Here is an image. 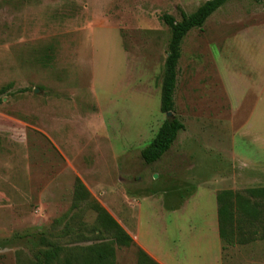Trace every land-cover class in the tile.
Returning <instances> with one entry per match:
<instances>
[{
  "label": "rangeland",
  "instance_id": "rangeland-1",
  "mask_svg": "<svg viewBox=\"0 0 264 264\" xmlns=\"http://www.w3.org/2000/svg\"><path fill=\"white\" fill-rule=\"evenodd\" d=\"M206 1L0 0V90L12 84L0 104V264H37L45 239L64 249L54 264L104 244L116 264H137L91 201L122 224L142 205L134 242L160 264H264V239L227 246L213 231L218 193L264 188V0H230L186 36L174 113L185 129L159 162L141 156L168 119L172 32L160 18ZM77 179L89 201L75 200Z\"/></svg>",
  "mask_w": 264,
  "mask_h": 264
},
{
  "label": "trees",
  "instance_id": "trees-1",
  "mask_svg": "<svg viewBox=\"0 0 264 264\" xmlns=\"http://www.w3.org/2000/svg\"><path fill=\"white\" fill-rule=\"evenodd\" d=\"M229 1L209 0L189 15L180 10V21L169 14L161 16L160 20L172 32L165 63L161 111L164 114L172 113L173 115L161 126L151 144L142 151V159L147 165L159 162L171 150L179 133L185 129L180 119L174 116L178 66L182 56L183 41L192 30L202 29L206 22ZM11 87L12 84H9L0 90V104L2 103L1 95ZM246 193L243 195L226 190L217 194L219 236L227 246L264 239V188L250 189ZM74 195L76 201L90 200V193L79 179L76 180ZM90 206L98 215L100 227L112 235V241L116 245L126 248L136 247L137 264H159L136 246L134 239L100 204L91 201ZM63 251L61 245L45 239V247L35 256L36 263L54 264L59 261ZM79 262L78 264H116L114 248L111 244L91 247L83 260ZM65 263L75 264V259L67 258Z\"/></svg>",
  "mask_w": 264,
  "mask_h": 264
},
{
  "label": "crops",
  "instance_id": "crops-1",
  "mask_svg": "<svg viewBox=\"0 0 264 264\" xmlns=\"http://www.w3.org/2000/svg\"><path fill=\"white\" fill-rule=\"evenodd\" d=\"M207 1H209V0H207ZM206 1V2H207ZM137 206H139V207H136V206H131V210H132V212H131V220H132V222H134V219L136 218V223H131V222H129V221H126V223H124V224H122L119 220H117V218H114L119 224H121L129 233H130V235H131V237L136 241V242H139V243H141V241H140V239H141V233H142V227H143V224L141 223V215H142V209H143V207H142V205H139V203H137ZM133 211H135V213H133ZM136 213H137V215H138V219H137V215H136ZM134 214H135V216H134ZM140 214V215H139ZM217 216H218V212H217ZM217 219H218V217H217ZM130 223V225H131V227H129L128 225H127V223ZM128 223V224H129ZM215 225H216V223H215ZM216 226H218V223H217V225ZM219 228V227H218ZM218 228H216V227H214V225H213V231L214 232H216V234L219 236V230H218ZM138 243V244H139ZM142 244V243H141ZM148 253H150V251L148 250ZM156 261V260H155ZM157 262V261H156ZM159 264H160V262H159ZM162 264V263H161Z\"/></svg>",
  "mask_w": 264,
  "mask_h": 264
},
{
  "label": "water",
  "instance_id": "water-1",
  "mask_svg": "<svg viewBox=\"0 0 264 264\" xmlns=\"http://www.w3.org/2000/svg\"><path fill=\"white\" fill-rule=\"evenodd\" d=\"M167 115H168V118H170L173 114L172 113H168Z\"/></svg>",
  "mask_w": 264,
  "mask_h": 264
}]
</instances>
